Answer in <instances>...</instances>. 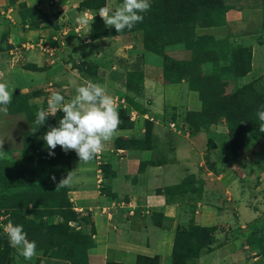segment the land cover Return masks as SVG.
<instances>
[{"label": "crops", "instance_id": "crops-1", "mask_svg": "<svg viewBox=\"0 0 264 264\" xmlns=\"http://www.w3.org/2000/svg\"><path fill=\"white\" fill-rule=\"evenodd\" d=\"M20 1H24L27 6L39 7L47 14L59 12L61 18L67 14H82V18L87 23H84L85 25L83 23L77 24L76 26L73 24V30L87 33L90 28L88 38L93 36L91 28L94 29L96 25L104 28L105 33L110 29L105 27L98 11L78 10L80 2L83 0ZM226 1L235 8L231 3L237 0ZM238 1L244 2L246 0ZM248 1L253 3L251 0ZM118 5L117 0H105V7L115 9ZM0 6H3L4 9L1 10L2 14L7 12L5 17L11 19L10 23L14 26L13 28L21 30L17 32L20 36L22 34L26 36L28 32L30 34H42V32L49 31L46 24H41L40 29L36 32L27 30L26 26L24 28L19 25L21 23L16 19L17 14L14 7L10 6L7 0H0ZM254 7H257L260 11L262 30V12L258 3L254 4ZM50 21H52V18ZM68 24L66 23V26ZM229 25L235 26L236 24L228 23L219 27L197 28L195 34L197 36H211L219 40L226 38L232 41L228 33ZM44 27H46V30H43ZM67 30L70 31V29L65 31ZM98 31L100 30L98 29ZM73 36L74 32L70 31V37ZM122 36L128 37H101L100 40L98 38L95 41L93 40V42L101 45L113 44V47L106 49V53H99L102 56V58L99 57V59L101 58L99 63L109 64V66L117 64L118 60L124 63L125 58H121L124 57L123 51H129L133 49L134 44L141 43L139 32ZM104 39L105 41H103ZM85 41L82 45L70 44L68 46L67 44L61 54L62 57L70 58L73 56L78 58L82 55V61L88 57L94 60L93 55L98 56L96 53L99 50L104 52L102 48L98 47L99 50L92 51V54L89 55L87 46L89 41ZM258 44L263 45L264 41L259 39ZM247 46L252 49V66L254 64L262 65V58L257 54V49L252 45ZM91 47L92 49L95 48L93 45ZM12 51V49L8 50L9 56H12ZM120 52L121 54L118 55ZM168 52L170 55L177 52L179 57H174L176 59L187 58V53L178 48L170 49ZM112 54L113 57H111ZM117 56L120 57L117 58ZM0 57V73L3 74L0 76V82L6 83L11 92L17 93L19 85H16L15 88L13 82L7 83L8 81L5 78L9 74L15 76H18V73L26 75L32 84L31 86L24 84L27 88L35 87L37 82L44 79H52V77H47L43 71L45 70L42 68L44 64H38V61H41V63L44 62L45 65H49L45 62L47 60H43V55H40L37 51L30 52L25 56L23 55V57L21 55L17 56V53H15V56L11 59L6 52H3L0 53ZM153 58L145 56L143 59L138 58L134 61V66L137 67L139 61H143L139 69L143 72V83L146 89L144 95L148 96L146 107L141 104L143 101L140 93L132 95V102L129 101L131 102L129 109L132 127L120 129L121 135L107 144L91 162L80 163V161H77L80 166L75 169V175L71 177L69 183L71 195L75 202L74 208L78 213H82L84 219L88 217L86 220L88 223L84 221L81 225V229L85 233L88 232L93 241V246L87 250L88 264H107V262L136 264L138 256L158 257L159 264H162L167 258L170 262L176 229L178 226L185 225L187 212L190 213L189 222L191 220L196 226L205 228L225 226L234 230L230 236L224 237L220 242H217V240L220 239L221 234L215 236L213 244L209 245V250H203L198 258L189 260L187 264H255L258 255L255 253L256 250L247 245L246 238L252 234L253 225L263 223L264 220L263 179L255 185L252 184L251 175H247L249 170L245 158L236 159L237 161L235 160L227 165V170L223 172L222 164L229 162L227 160L231 159L230 149L227 150L228 159L220 155L221 147L219 145L229 147L227 134H224V131L227 132V128L222 124L224 122L212 126L207 131L191 135L187 125L181 121V116H184L186 112L200 110L201 103L198 94L190 91L184 81L180 83L169 81L170 83L166 82L168 84H164L162 76H165V74H163L161 64L154 56ZM258 60H261V62ZM76 62H79L78 59H76ZM53 63L51 62V64ZM56 63V67L59 69L61 65L58 61L54 65ZM145 65L146 69H144ZM113 67L116 68V65ZM117 69L120 70L121 67L118 65ZM57 74L53 81L65 79L66 81L62 85L64 90L69 87L70 82L75 83L77 81L74 77L78 74L76 70L72 69V62L67 64L66 72ZM262 74L264 72L258 76ZM253 75L254 73L250 72L246 76L247 80H242L243 83L254 80L257 75ZM70 76H72V79L69 78ZM121 82L124 84L125 79ZM106 83L112 87L111 91L108 86L107 89L117 103L119 96H122L119 92L121 91L120 86L116 80H110ZM123 84L122 86H124ZM49 85H52V83H49ZM14 94L12 93V98ZM168 108H175L174 110L181 119H172L168 124L162 122V118L165 116L164 112L169 110ZM57 115L54 118L49 117L53 122V126L58 124L60 111ZM7 116L10 117L8 120H11L12 117H16L18 114H7ZM146 120L152 124V138L146 140L147 147L123 149V147L115 146V141L120 139L142 141ZM6 121L7 119L1 122L5 123ZM22 125L20 123V126ZM20 128H23V126ZM12 129H9L11 131H0V142H3L0 150H18V147L23 145L19 129ZM204 143L205 145H203ZM249 153L242 150L239 152V157H244ZM244 161L245 166L242 164ZM238 164L242 170L241 173L238 170L239 173L237 174L233 170ZM103 165L109 166V170L103 171L101 169ZM179 166L184 168L185 175L179 178L174 177ZM80 169L82 171H79ZM209 177L217 181L211 187L206 182ZM187 180H190V182L185 185L184 183ZM181 185L182 187L179 190H174V193H167L169 188ZM227 208L230 210H227ZM187 209L190 211H187ZM230 211H232V217H230ZM234 217L237 220L233 219ZM249 232H251L250 235ZM215 242L217 245H214ZM254 255H256L255 258H253ZM260 259H263V257L260 256ZM47 262L46 264H58V262L64 261L50 258Z\"/></svg>", "mask_w": 264, "mask_h": 264}, {"label": "rangeland", "instance_id": "rangeland-1", "mask_svg": "<svg viewBox=\"0 0 264 264\" xmlns=\"http://www.w3.org/2000/svg\"><path fill=\"white\" fill-rule=\"evenodd\" d=\"M240 1H234L231 4L235 6L233 7V11L228 15L229 16V22L228 23H235L236 25H229L228 26V33L229 38L234 41L237 44H243V45H252L255 49H257V54H259L262 58V65H256L254 64L252 66V74L253 76L257 77L254 80L260 79L262 76H258L260 73L264 72V44L259 45L258 40L264 41V32L261 30V18H260V11L257 7H254L255 2H250L248 0L244 2ZM239 3V4H238ZM20 4H24L28 10L23 9L19 7ZM3 6H0V53L6 52L7 56L11 59L15 56V53H17V56L27 55L30 52L37 51L40 55H43V60L49 65H45V63H41V61H38L40 65H43V70L47 77H52V79H44L41 82H37L35 87L33 88H27L24 86H31V82L29 78L26 75H21L18 73V76L15 75H8L5 80L7 79V83H14L15 88L16 85L18 86L17 90L18 92H12L13 94H19V103L15 101V103H18V108L16 105L10 107L12 112L15 110H18L16 113L18 116L12 117L11 120H8L10 117L7 115L0 114V122L7 121L5 123H0L1 128L0 131H5L13 128L19 129L23 126V128L19 129V132L22 137V141L24 142V145L18 147V150L13 151H6L4 149L0 150V264H43L48 263L47 261L52 256L53 250L58 253L56 256H59L60 258L64 259L70 256V253L72 251V247L76 245L78 242L84 245L89 244L90 242V236H88V232H84L82 229H79L78 225L81 226L84 221L87 220L88 217L82 216V213H78V211L74 208L75 202L73 199V196L71 195V186L68 184L63 187L57 188V183L62 178H65L67 175H69V172L71 177L75 175V169H78V166H80L78 156L76 155L75 151H73L72 156H67V154L62 151V149L57 146L55 151L54 157H49L47 146L42 139V137L47 132L49 126H53V122L51 121V118H47L45 124L43 126L37 124L36 121V115L37 112L40 109L47 110L48 108V98L56 92H59L61 95L65 97L66 102H70L71 99L75 96L76 92L75 89L77 86L83 83L84 80H90L94 83H100L103 85H107L108 89L111 91L112 87L106 82H110V80H116L118 85L120 86L119 89H121L120 94L122 96H119V100L116 103L117 111H124L125 114L123 115L122 123H126V119L131 122V114H130V106H131V96L138 93V89L140 88V95L142 96V105L146 107L148 104V96L144 95L146 92V89L144 88V83L142 79V83L139 84V76L138 71H140L139 68H141V62L139 61L138 67L134 66V61L139 59H143L146 57L153 58L152 55H150L148 52H145L141 49V43L140 44H134L133 49H130L129 51H123L122 54H124L125 62H121L118 60L116 62L120 67L121 71L117 69V64H112V66L106 65L105 63H99L102 56L99 55V53H106V49H109L113 47V44L111 45H101L99 43L93 42V40H97V38L105 37L102 34L105 33L104 28L101 26L99 27L96 25L93 28H91L93 35L91 38H88L90 35V31L85 33L83 31L77 32V30H73V24L76 26L77 24H82V14H67L64 15V17L61 18V14L59 12L56 18L52 16L54 12H51V14H47L43 9L36 7V6H27V4L24 1L18 0L14 7V11L17 14V21L23 22L22 18H25V20H29L32 22H37L39 25L38 29H26L30 31H38L40 29L41 24H46L47 28H49L48 32H42V34H30L28 32L26 36H20L17 32L21 31L19 28H13L14 26L11 25V19H6L5 12L2 14L1 10H4L2 8ZM31 9H35V12L30 11ZM29 11V12H27ZM25 13V14H21ZM81 15V16H79ZM22 17V18H21ZM46 18V19H43ZM52 18V21L50 19ZM77 19V20H76ZM64 20V21H63ZM65 22V23H64ZM10 23V24H9ZM66 23H69L68 26H66ZM17 24V23H16ZM97 24V23H96ZM21 25V24H19ZM83 25H85L83 23ZM90 25V24H89ZM71 26V28H70ZM46 27H44L43 30H46ZM86 27V26H85ZM25 28V27H24ZM66 29H70V31L74 32V36L70 37V31H65ZM78 29V28H77ZM98 29L100 31H98ZM109 31H113V29H109ZM263 32V33H262ZM79 34V35H77ZM123 38H127L128 36H121ZM110 38V37H108ZM53 39H56V45L57 49L53 50V56H48L45 54V49L40 48V44L43 45H51L55 46ZM89 39H91L89 41ZM84 40H88L89 43L87 44L89 49V55L92 54V51L99 50L98 47L102 48V51L104 52H97L96 55H93V59L91 60L90 57L85 58L84 61L81 60L82 55H80L78 58H74L73 56L70 58H64L62 57L63 49L70 44L73 45H82L84 43ZM100 40V39H99ZM252 40V41H251ZM85 41V42H86ZM105 41V39L103 40ZM253 42V43H252ZM95 47L92 49V46ZM97 47V48H96ZM139 48V51H138ZM12 49V56H9L8 50ZM252 50V49H251ZM20 54V55H19ZM115 54V52H114ZM118 53V55H120ZM6 57V56H4ZM99 57H101L99 59ZM109 57V56H108ZM113 57V54L111 55ZM120 56H117V58ZM171 57H179L178 53L171 54ZM1 58V57H0ZM17 58V57H16ZM76 59H78L79 62H76ZM110 59V58H109ZM154 59V58H153ZM256 59V58H255ZM105 60V58H103ZM102 60V62H103ZM131 60L133 61L131 63ZM54 62L51 64V62ZM60 63L61 67L59 69L56 67L55 62ZM261 62V60H258ZM72 62V69L77 71V74L74 78L77 80L75 83L70 82L69 87L65 90L62 89L63 82L66 81L65 79L62 81H53V78L58 75L57 73H64L66 72L67 64ZM153 62V61H152ZM157 62V61H156ZM159 62V61H158ZM160 63V62H159ZM116 65V68L113 66ZM254 68V69H253ZM144 69H146V65L144 66ZM118 73V75H117ZM130 73L134 74L135 82H133V85L129 88L126 87V80L128 78L131 79ZM163 74H165L163 72ZM249 74V73H248ZM162 75V74H161ZM72 79V76L69 77ZM89 78V79H88ZM163 80L162 82L164 84H168L166 82L171 81L172 83H176V81L172 80L171 77L165 74V76H162ZM125 79V83L121 82ZM247 77L243 79V81H246ZM253 81V80H252ZM251 82V81H250ZM248 82V83H250ZM49 83H52V85H49ZM170 83V82H169ZM23 84V85H21ZM122 84L124 86H122ZM235 85V84H234ZM184 87V86H183ZM14 88V90H15ZM185 88V87H184ZM226 85L222 84L219 93H223V89L225 91ZM50 89V90H48ZM114 90V89H113ZM114 93V91H113ZM14 96V95H13ZM13 99V98H12ZM131 100V102H129ZM14 103V104H15ZM141 106V105H140ZM141 106V107H143ZM201 108V107H200ZM169 110H166L164 112V117L162 118V122L169 123L173 118H179L183 121V116H178L177 112L174 109L168 108ZM58 113V112H57ZM7 114L12 115V113L7 112ZM58 116V115H57ZM63 116V113L60 112L59 119H61ZM13 118L14 121H13ZM133 118V117H132ZM16 120V121H15ZM59 121V120H58ZM148 121V120H146ZM150 122V121H149ZM174 122V121H173ZM184 122V121H183ZM220 122L226 127V123L224 119L219 121L216 125H218ZM20 123L23 125L20 126ZM20 126V127H19ZM214 126V125H213ZM173 127V126H172ZM212 127V126H211ZM210 127V128H211ZM3 129V130H2ZM11 131V130H9ZM224 134H228L226 131H224ZM204 138V137H202ZM228 138V135H227ZM205 139V138H204ZM229 143V139H228ZM227 143V145H228ZM223 144V143H222ZM205 145V143L203 144ZM221 147V156L228 159V152L227 150L230 149V147L219 145ZM213 149V148H211ZM245 150L246 152H250L248 155L244 157L238 158H245L243 160L247 161V169L249 170L247 175H251L252 184L255 185L259 183L262 179L264 182V137L260 141L251 140L244 148L241 149ZM68 153V152H67ZM71 153V151H70ZM69 154V153H68ZM231 158V157H230ZM237 158V159H238ZM67 159V162H65ZM57 160V165L54 164V161ZM62 161V162H61ZM76 161V162H75ZM225 164L223 165V172H225L228 168L227 165L231 164L233 161L231 159H228ZM237 161V160H236ZM245 161L242 164L245 166ZM61 162V164H59ZM237 163V162H235ZM212 164V163H211ZM216 165V164H213ZM104 166V165H103ZM110 167H108L107 171ZM210 168V167H208ZM210 170V169H208ZM238 170L241 173L240 165H236L235 173H239ZM79 171H82L81 169ZM215 171V169H213ZM174 177H182L185 175V170L183 167L179 166L177 167L175 171ZM55 176L56 182L54 184H51L49 186H46V189L40 190V185H34L31 187H28L27 183L32 180H39L42 181L44 178H50L52 176ZM254 175V176H253ZM209 187L216 184L217 181H215L214 178H208L206 180ZM36 189H39L40 192H37ZM61 189V192L59 191ZM28 193L31 194L32 197H39L38 201H35L36 208H34V211H26L25 209H19L21 206V198ZM50 193H53V197L56 198V196L59 193V200L62 202H67V224L69 227V231L77 236L82 237V239L79 241H75L74 239L65 240L63 236H59L58 228L60 223L63 221L62 218H60L57 215H54L53 212L56 211L55 208L50 207V202L52 201V198L50 197ZM31 208L32 205H31ZM227 210H230L227 208ZM187 211H190L187 209ZM186 211V212H187ZM185 212V213H186ZM232 211H230V217H232ZM190 213H186V222L185 225L189 222ZM21 218H25V224L24 226H30L33 233H26L27 238L30 241H35L37 245V255L31 260V261H25L22 257L18 256V252L16 249L12 248L9 244L8 237L6 233L4 232V227L11 222L13 225H16V222H19L21 224ZM237 220L235 217L233 218ZM232 219V221H233ZM262 222V219L260 220ZM85 223H88L87 221ZM259 223V222H258ZM264 223V220H263ZM259 223L257 225H253V230L251 229L252 233L256 234V243L257 245L255 247H252V249L256 250L255 253L258 255V259L255 261V264H264V253L262 250H260V245L264 247V235L262 239L261 238V228L262 224ZM58 226V228H55ZM53 228V229H52ZM238 230V229H236ZM233 229L222 227V226H216L215 231L211 233H202L201 241H204L209 245L213 244V240L215 236H219L221 234L220 239L217 240V242H220L224 237L230 236V234L233 233ZM232 232V233H231ZM251 232L248 234L250 235ZM200 232L197 231V234ZM58 238V240H57ZM54 239L56 240V246L53 244ZM8 244V245H6ZM59 244H62L60 247ZM53 245V246H52ZM214 245H217L215 242ZM220 245V244H218ZM84 254V249H83ZM254 255L253 258L256 257ZM83 256V255H82ZM260 256L263 257V259H260ZM260 259V260H259ZM62 261V260H59ZM82 261L81 259L78 260V262ZM66 262V261H64ZM64 262H58V264ZM68 263V262H67ZM162 264H170L169 258L166 259V261L162 262Z\"/></svg>", "mask_w": 264, "mask_h": 264}, {"label": "trees", "instance_id": "trees-1", "mask_svg": "<svg viewBox=\"0 0 264 264\" xmlns=\"http://www.w3.org/2000/svg\"><path fill=\"white\" fill-rule=\"evenodd\" d=\"M7 1L10 6H13L18 0ZM117 1L119 4L122 3V0ZM251 1L258 3L262 12V30L264 32V0ZM21 6L23 9L28 10L24 4H20L19 7L21 8ZM103 7H105V0H83L78 6V10L90 9L97 12ZM233 10V7L226 0H151L150 10L142 14L144 15L142 23L136 24L131 30L125 29L120 33L116 32L113 27V31L108 30L103 36L116 37L139 32L141 49L154 56L160 62L163 72L171 77L172 80L179 83L184 81L187 83L190 91L198 94L201 103L200 110L186 112L183 116V121L187 125L189 133L195 135L207 131L211 126L216 125L224 119L227 127L231 158L232 160H236L238 153L251 140L260 141L264 137V132L259 130L261 122L257 116L258 110H264L261 108L264 105V74L261 75L260 79L253 80L250 83H243V78L252 69L251 47L237 44L226 38L219 40L211 36H197L195 34L197 28L219 27L228 24V15ZM30 11L35 12L36 10L31 9ZM57 14L54 12L52 16L56 18ZM22 20L23 22H20L21 26H26L27 29L39 28L36 21L32 22L28 19L25 20V18H22ZM176 48L184 50L187 53V58L176 59L171 57L168 51ZM138 72V83L141 84L143 72L141 70ZM129 75H131V79L128 78L126 80L127 88L137 81L133 73ZM222 84H225L227 88L225 91L223 89V93H219L217 91L220 90ZM140 91L141 89L139 88L138 93ZM19 96V94H14L11 104L8 106V110L12 114L20 113L15 109L12 112L10 108L14 105L18 106ZM15 101L18 103H15ZM124 114V111H119L121 120L120 129L132 127V124L128 122L129 119H126L127 124L122 123ZM151 138L152 124L149 121H145V132L142 141L120 139L115 141V146L123 147V149H142L147 147L146 144L148 143L146 140H150ZM68 153H66L68 158L73 155L72 151ZM65 162H67V159ZM54 164L57 165V160L54 161ZM107 167L109 166H102L101 169L106 172ZM56 181V179L53 181L52 178H44L42 181L36 179L29 181L27 185L28 187L40 185V190H44L46 186L54 184ZM187 182L184 184H189L190 180H187ZM180 187L182 185L169 188L167 193L170 192L172 194L174 190H179ZM36 190L40 192L39 189ZM59 191L61 192V189ZM49 195L52 198L50 207L56 209L53 214L63 219L59 228L58 226L55 227L58 228L57 234L63 236L65 240L74 239L75 241H80L82 237H77L69 231L67 224L68 212H66L68 207L67 202L59 200V193L56 198L53 197V193ZM38 200L39 197L34 198L31 194L26 193L21 198L19 209L34 211V208H36L35 201ZM29 205H32L33 208L29 207ZM15 222L16 225L23 226L25 218H21V224L17 221ZM78 227L81 229V226L78 225ZM23 230L25 233H33L30 226H24ZM197 231L200 233L197 234ZM214 231L215 228L213 227L196 226L191 220L188 222V225L178 226L175 232L170 264H187L189 260L198 258L203 250H209L208 242L206 243L205 240L201 241L200 235L204 232L211 233ZM261 234L262 236L259 241L264 235V223L262 224ZM87 235L90 236L88 245L78 242L72 247L70 256L64 259L56 256L58 253L53 250L50 258L66 261L69 264H88L87 250L93 246V241L91 235ZM256 240V234L252 233L246 238V243L249 246L255 247L257 245ZM53 244L56 246L55 239ZM61 245L59 244L58 247ZM260 250H264V247L261 245ZM81 257L82 261L78 262ZM107 264L119 263L107 262ZM136 264H159V258L138 256Z\"/></svg>", "mask_w": 264, "mask_h": 264}, {"label": "clouds", "instance_id": "clouds-1", "mask_svg": "<svg viewBox=\"0 0 264 264\" xmlns=\"http://www.w3.org/2000/svg\"><path fill=\"white\" fill-rule=\"evenodd\" d=\"M151 8V0H122L115 9L103 7L98 11L105 27L115 28L120 33L125 29L131 30L136 24L144 20L143 13ZM81 22L87 23L82 20ZM90 31V28H89ZM3 74L0 73V76ZM75 96L70 102L59 92L53 93L47 101V110L40 109L36 115V123L43 126L49 117H56L57 112L63 113L56 126H49L42 137L49 157L55 156V149L59 146L65 153L75 151L80 163L91 162L104 147L114 141L121 130V120L116 108L114 97L109 94L107 85L84 80L76 87ZM12 102V92L9 86L0 82V114L7 115L8 106ZM264 109V105L261 106ZM257 116L261 122L259 130L264 132V110H258ZM3 142H0L2 147ZM71 172L62 178L58 187L70 183ZM52 180L55 181L53 175ZM31 207V205H29ZM9 244L16 249L18 256L25 261H31L37 255L35 241H30L22 225L9 222L4 227Z\"/></svg>", "mask_w": 264, "mask_h": 264}, {"label": "built area", "instance_id": "built-area-1", "mask_svg": "<svg viewBox=\"0 0 264 264\" xmlns=\"http://www.w3.org/2000/svg\"><path fill=\"white\" fill-rule=\"evenodd\" d=\"M53 42H54L55 46L40 44V48L45 49L46 50V51H44L45 54H47L50 57L53 56V52H54L53 50L57 49L56 39H53Z\"/></svg>", "mask_w": 264, "mask_h": 264}]
</instances>
